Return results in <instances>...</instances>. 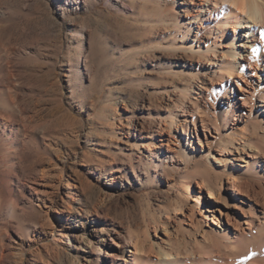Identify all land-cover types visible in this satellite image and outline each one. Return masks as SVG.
Returning a JSON list of instances; mask_svg holds the SVG:
<instances>
[{
  "label": "rangeland",
  "instance_id": "1",
  "mask_svg": "<svg viewBox=\"0 0 264 264\" xmlns=\"http://www.w3.org/2000/svg\"><path fill=\"white\" fill-rule=\"evenodd\" d=\"M166 1L0 0V264H125L110 261V241L98 246L95 230H121L125 246L129 231L142 233L155 218L166 229L159 226L155 236L151 228V240L165 248L179 243L183 253L191 248L188 240L201 237L187 233L185 216L193 205L202 220L203 201L190 196L171 217L165 210L195 167L197 139L178 127L184 117L191 121L185 111L195 97L233 155L224 170L216 154L197 166L208 164L217 178L220 170H240L238 154L251 161L252 144L243 148L236 136L238 118L236 130L233 117L224 118V85L207 80L225 43L208 31L194 41L195 20L167 15ZM203 86L212 89L208 97ZM263 95L264 84L241 118L253 136H264V124L253 123L264 121ZM262 168L250 167L264 179ZM187 182L196 195L194 181ZM219 207L235 209L229 201ZM214 217L221 220L219 212Z\"/></svg>",
  "mask_w": 264,
  "mask_h": 264
},
{
  "label": "bare ground",
  "instance_id": "2",
  "mask_svg": "<svg viewBox=\"0 0 264 264\" xmlns=\"http://www.w3.org/2000/svg\"><path fill=\"white\" fill-rule=\"evenodd\" d=\"M179 4L181 6H178ZM178 12H182L183 16L189 20H195L197 31L194 41L200 40V35L208 31L216 34L220 45L225 43V47L221 48V57L217 61L218 70L212 72L213 77H208L207 80L212 85L214 79L217 78L224 85L221 102L228 107L224 118L233 117V128L238 118L242 127H235V130L240 129L236 130V136L239 142L241 141V145H244L243 148L249 143L252 144L251 149L254 155L249 161L238 154L234 160L242 162L239 166L240 170H228L227 174L221 170L216 172V170L217 178L212 176L208 164L202 169L198 167L200 159L216 154L219 157L215 158V161L224 170L225 158L233 155L220 132L211 127L202 117L201 104L195 97V100L191 101L189 110L185 111L191 116V121L184 117L178 125L181 133L188 139L192 138L193 133L194 138L197 139L198 148L196 150L193 148L195 152L192 154L195 167L187 173L182 190L178 189L175 192V199L165 213L170 215L171 211L178 210L181 202H187L186 199L190 196H193L194 204H200L202 200L205 207L197 209V211L202 210V213H199L200 216L204 214L202 220L195 219L193 205H189L187 215H184L188 219V228L185 229L187 233L198 234L201 239L198 241L193 239L192 242L188 240L193 246L187 248L184 253L179 243L170 242L169 247L165 248L160 244L161 242L151 240L149 236L151 228L155 236H157L159 226L163 227V230L166 229V225L155 218L153 226H148V224L142 233L129 231V236H125L127 240L129 239L125 246L121 245L124 234L119 229L112 228V234H109L103 227L97 228L94 235L95 240L99 246L105 242V237H107L111 251L105 252V255L110 261L120 258L125 264H187L186 261L190 258L191 262L200 264H264V179L254 176L250 169L253 165H258L259 169L263 167L264 172V160L260 161L261 158L264 159V136H253L254 131H251L242 120L247 113L246 110L249 113L253 111L255 94L264 84V77L261 72H258V68L264 70V0H167L165 2L167 15L177 17ZM191 50L192 48L189 52ZM197 50H200V46ZM210 50V47L206 48V52ZM213 50H216L215 46ZM251 69L252 71H248ZM250 72H253L252 76ZM236 78L245 82V87H242ZM233 81L239 89L238 99L241 103L233 98ZM202 89L206 91L207 97L212 94V89H207V86H203ZM260 102L261 110L258 113L262 115L264 95ZM262 120H254L253 123L261 127L264 124ZM197 121H199L200 128L196 125ZM189 123L192 124L191 128H189ZM237 139L232 138L231 140L235 142ZM219 140L221 144L217 145ZM189 144L192 146V141H189ZM195 153L198 157L200 156L198 160L195 159ZM242 153L249 156L245 149ZM189 180L195 183L196 195L186 184ZM205 192L208 196L204 195ZM223 201L231 202L235 207L234 211H223L219 207ZM217 212L221 220L217 217L213 218ZM180 220L185 221V219ZM208 222L213 223L216 229L210 227ZM178 224L175 225L176 228H181L182 224ZM122 247L126 251L122 252L120 250ZM195 247L198 254L192 250ZM115 248L118 250L116 251ZM125 252L130 253L128 260L124 258ZM153 258H155L154 263L151 262Z\"/></svg>",
  "mask_w": 264,
  "mask_h": 264
}]
</instances>
